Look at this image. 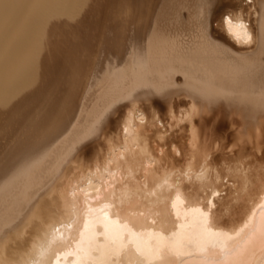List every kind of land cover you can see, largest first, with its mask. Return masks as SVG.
Returning <instances> with one entry per match:
<instances>
[{
    "label": "bare ground",
    "instance_id": "bare-ground-1",
    "mask_svg": "<svg viewBox=\"0 0 264 264\" xmlns=\"http://www.w3.org/2000/svg\"><path fill=\"white\" fill-rule=\"evenodd\" d=\"M220 2L0 0V264H264V0Z\"/></svg>",
    "mask_w": 264,
    "mask_h": 264
},
{
    "label": "rangeland",
    "instance_id": "rangeland-1",
    "mask_svg": "<svg viewBox=\"0 0 264 264\" xmlns=\"http://www.w3.org/2000/svg\"><path fill=\"white\" fill-rule=\"evenodd\" d=\"M228 0H221V2H220V4L221 5H223V4H225V2H227ZM64 2H65V4L68 6V7H70V8H72V6L75 4V5H77V4H79V3H82V2H84V0H64ZM116 47V46H115ZM129 105H125L124 107H128ZM123 107V108H124ZM122 108V109H123Z\"/></svg>",
    "mask_w": 264,
    "mask_h": 264
}]
</instances>
